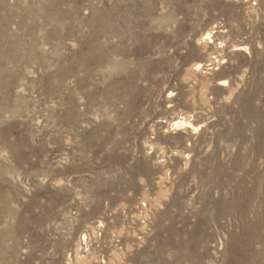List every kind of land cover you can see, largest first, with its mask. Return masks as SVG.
<instances>
[{"label": "rangeland", "instance_id": "1", "mask_svg": "<svg viewBox=\"0 0 264 264\" xmlns=\"http://www.w3.org/2000/svg\"><path fill=\"white\" fill-rule=\"evenodd\" d=\"M263 149L264 0H0V264H264Z\"/></svg>", "mask_w": 264, "mask_h": 264}, {"label": "bare ground", "instance_id": "2", "mask_svg": "<svg viewBox=\"0 0 264 264\" xmlns=\"http://www.w3.org/2000/svg\"><path fill=\"white\" fill-rule=\"evenodd\" d=\"M57 4V3H56ZM171 128L172 129H179V128H184V127H190V123L189 122H187V121H184V120H176V121H174V122H172L171 123ZM166 131V130H165ZM264 150V149H263ZM248 189H250V188H248ZM247 191V190H246ZM251 191V190H250ZM249 191V192H250ZM244 192H245V190H244ZM249 192H247L248 193V195H249ZM254 192V191H253ZM255 193V192H254ZM254 193H252V194H254ZM241 194V193H240ZM242 194H244L243 192H242ZM246 196V197H249V196ZM238 197V196H237ZM241 199L242 198H244V196L242 197H240ZM239 202V201H238ZM252 209V208H251ZM247 244V243H246ZM244 245V244H243ZM248 245H250L249 243H248ZM241 246V245H240ZM247 246V245H246ZM241 248V247H240ZM244 248V247H243ZM245 249V248H244ZM242 252V251H241ZM240 255V254H239ZM242 255V254H241ZM240 257H243V258H245V256H240ZM243 258H242V260H243ZM229 259H231V258H229ZM237 260H238V258H236ZM246 259V258H245ZM233 260V259H232ZM239 260H241V258L239 259ZM244 261V260H243ZM245 261H247V259L245 260ZM244 261V262H245ZM234 262H235V260H234ZM239 263V262H238ZM242 263V262H241ZM240 263V264H241ZM246 263V262H245ZM232 264V263H231ZM235 264V263H234ZM243 264V263H242Z\"/></svg>", "mask_w": 264, "mask_h": 264}]
</instances>
